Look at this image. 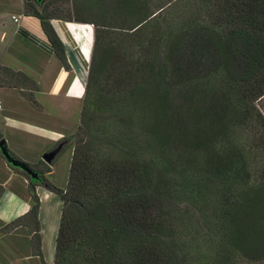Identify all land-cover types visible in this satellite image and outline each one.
Returning a JSON list of instances; mask_svg holds the SVG:
<instances>
[{
    "label": "trees",
    "instance_id": "1",
    "mask_svg": "<svg viewBox=\"0 0 264 264\" xmlns=\"http://www.w3.org/2000/svg\"><path fill=\"white\" fill-rule=\"evenodd\" d=\"M92 9L94 22L81 16ZM24 13L39 20L66 69L51 20L91 25L93 47L77 133L56 148L58 155L73 146L65 190L45 177L52 162H22L0 133L7 155L0 156L27 180L33 202L3 230L25 226L32 256L45 264L34 193L40 186L62 201L53 264H264V0H25ZM151 27L138 78L116 94L92 93L106 55L100 42ZM197 56L208 63L197 78L182 79ZM0 86L36 89L6 67ZM189 89L208 101L206 118L216 103L222 119L198 130L204 150L196 170L191 156L186 163L171 148L174 99Z\"/></svg>",
    "mask_w": 264,
    "mask_h": 264
},
{
    "label": "crops",
    "instance_id": "2",
    "mask_svg": "<svg viewBox=\"0 0 264 264\" xmlns=\"http://www.w3.org/2000/svg\"><path fill=\"white\" fill-rule=\"evenodd\" d=\"M25 0H0V67L26 75L36 89L27 91L0 86V133L8 150L22 162L37 164L73 135L79 124L93 47L89 24L50 21L65 49L67 69L57 59L39 20L24 13ZM37 8H39L37 6ZM24 94H31L32 99ZM72 147L52 161L46 179L54 186L59 165L66 181ZM39 200L40 250L45 264H53L62 201L36 186ZM27 180L0 156V264H41L32 256L30 233L25 226L3 230L32 206Z\"/></svg>",
    "mask_w": 264,
    "mask_h": 264
},
{
    "label": "rangeland",
    "instance_id": "3",
    "mask_svg": "<svg viewBox=\"0 0 264 264\" xmlns=\"http://www.w3.org/2000/svg\"><path fill=\"white\" fill-rule=\"evenodd\" d=\"M65 6L68 8L70 7L69 3L65 4ZM97 13L96 10L93 9L87 10L85 12L81 11V16L94 22L96 18L95 15ZM165 18L167 19L166 22L170 23L171 18H167V16ZM161 25L163 24L161 23ZM161 28L164 30L166 29L164 25L161 26ZM153 31L154 28L151 27L147 32H145V34L143 33L138 36L127 38H119L115 35V33H111L100 42V46L102 50H105L104 54L106 55L103 56L101 68L97 70L93 76V79L91 80L92 93L99 95L100 91H97L101 90L103 92H108L109 94H116L125 90L128 85L131 84L133 80H135V78H138V72H143V69L141 68L142 65L140 66V60L142 56L146 57L149 55L150 51L147 48H149L153 42ZM198 44L200 45V43ZM192 47L197 48L196 44H192ZM101 57L102 54H96V59H101ZM205 59L197 56V59H195L193 63L189 62L190 65H185L182 72V79H191L193 77L197 78L200 75L203 65L205 66L208 63L207 57ZM201 60L202 62L199 64ZM87 79L88 76L86 78V82L88 81ZM137 80L138 79H136V81ZM174 100L173 108L175 114L173 116L178 128V137L176 140H174L171 148H174L178 152L183 151L182 161H186V163L188 161L186 158L191 156L193 159L194 168L196 170L199 168V157L195 159V156L200 155V151L204 150V148L202 149L201 145L196 143L199 136L198 130L205 132L202 128L208 123L212 122L217 126L221 123L222 119L219 117L218 104L215 103L211 106L209 105L208 111L206 112L208 117L206 118V115L203 114L205 112L204 109H206V106L208 107V101H200L199 97L197 96V90L189 89L181 96L175 97ZM262 108L264 109V104ZM76 133L77 130L69 137L76 135ZM217 133L218 132L213 131V136L210 139L216 144H218L220 140ZM56 172L55 187L63 190L64 188H62V186L66 181L65 166L59 165ZM17 173L24 177L21 173Z\"/></svg>",
    "mask_w": 264,
    "mask_h": 264
},
{
    "label": "water",
    "instance_id": "4",
    "mask_svg": "<svg viewBox=\"0 0 264 264\" xmlns=\"http://www.w3.org/2000/svg\"><path fill=\"white\" fill-rule=\"evenodd\" d=\"M0 151L3 154H5L4 153V150H3L2 142H0ZM57 153H58V149H55V150H53L51 152H48V153L44 154L42 156V161L44 163H46V164H50L54 160V158L56 157ZM5 156H7V155L5 154ZM12 165H14V166H20L16 162H12Z\"/></svg>",
    "mask_w": 264,
    "mask_h": 264
}]
</instances>
